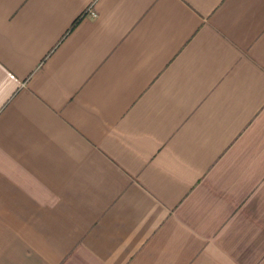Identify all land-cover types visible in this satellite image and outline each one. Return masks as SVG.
I'll use <instances>...</instances> for the list:
<instances>
[{
    "label": "crops",
    "instance_id": "0c3cea01",
    "mask_svg": "<svg viewBox=\"0 0 264 264\" xmlns=\"http://www.w3.org/2000/svg\"><path fill=\"white\" fill-rule=\"evenodd\" d=\"M0 264H264V0H0Z\"/></svg>",
    "mask_w": 264,
    "mask_h": 264
},
{
    "label": "built area",
    "instance_id": "2783aa9c",
    "mask_svg": "<svg viewBox=\"0 0 264 264\" xmlns=\"http://www.w3.org/2000/svg\"><path fill=\"white\" fill-rule=\"evenodd\" d=\"M92 14H93L94 16H96V15H97V13H96L95 11H92Z\"/></svg>",
    "mask_w": 264,
    "mask_h": 264
}]
</instances>
